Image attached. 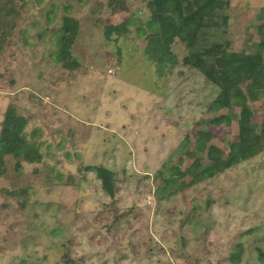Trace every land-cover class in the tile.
Returning a JSON list of instances; mask_svg holds the SVG:
<instances>
[{"label": "rangeland", "instance_id": "rangeland-1", "mask_svg": "<svg viewBox=\"0 0 264 264\" xmlns=\"http://www.w3.org/2000/svg\"><path fill=\"white\" fill-rule=\"evenodd\" d=\"M150 1L17 2L18 25L0 53V128L13 105L42 159L23 162V193L0 178V264H264V145L212 178L156 196L159 171L192 163L200 130L227 154L238 123L209 124L226 110L210 109L218 89L182 64L178 39L175 64L160 70L148 61L136 27ZM63 16L77 19L78 32L60 61ZM262 23L264 0H229L228 53L256 43ZM73 60L77 67H64ZM247 107L259 129L264 92ZM197 156L210 163L207 150ZM95 166L113 172V197ZM236 249L239 263L229 260Z\"/></svg>", "mask_w": 264, "mask_h": 264}, {"label": "trees", "instance_id": "trees-1", "mask_svg": "<svg viewBox=\"0 0 264 264\" xmlns=\"http://www.w3.org/2000/svg\"><path fill=\"white\" fill-rule=\"evenodd\" d=\"M18 1L22 0H0V53L18 25ZM228 7L229 0H151L144 27H136L137 35L144 36L146 42L143 53L160 70L176 63L171 45L178 39L186 49L182 64L197 70L217 87L218 93L210 109H225L226 112L210 119V125H230L233 117H237L238 123V138L230 143L227 154L221 152L216 145H208L206 132L200 130L196 146L188 153L193 159L192 163L181 172L180 169L165 170L169 173L166 175L165 171H159L161 182L156 188L158 199H166L186 187L212 178L233 165L253 158L263 149L264 122L259 129L251 123L252 111L247 107V102L257 100L264 92V23L256 27V43L247 49L228 53ZM127 25L130 24L127 22ZM77 32V19L63 16V23L56 31L57 46H61V57L58 58L60 61L65 56L71 57L70 48ZM41 35L40 32L39 36ZM68 65L73 69L78 63L73 60L64 67L67 68ZM235 106L239 107L236 113L233 110ZM26 121L16 107L9 105L0 128V178H6L12 190L22 193L27 188L22 182L19 183L23 180L22 175L18 174L23 162L33 164L42 159L36 146L27 142ZM204 150H207L210 162L207 166L202 165L197 156ZM94 170L104 192L113 197V172L103 166H95ZM186 176L189 177L188 181L181 180ZM258 254L259 260L264 262V251L258 249ZM241 256L242 250L236 249L229 260L239 263Z\"/></svg>", "mask_w": 264, "mask_h": 264}]
</instances>
